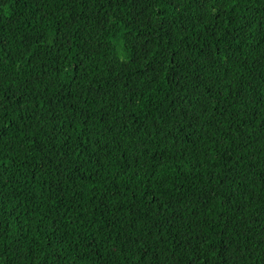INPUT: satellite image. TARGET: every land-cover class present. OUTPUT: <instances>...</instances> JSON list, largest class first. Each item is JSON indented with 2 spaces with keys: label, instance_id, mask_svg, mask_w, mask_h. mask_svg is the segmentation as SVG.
<instances>
[{
  "label": "trees",
  "instance_id": "1",
  "mask_svg": "<svg viewBox=\"0 0 264 264\" xmlns=\"http://www.w3.org/2000/svg\"><path fill=\"white\" fill-rule=\"evenodd\" d=\"M0 264H264V0H0Z\"/></svg>",
  "mask_w": 264,
  "mask_h": 264
}]
</instances>
